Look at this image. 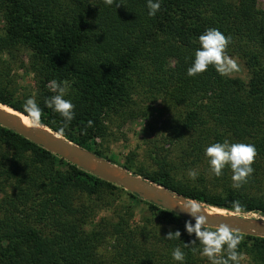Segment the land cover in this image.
<instances>
[{
    "label": "trees",
    "instance_id": "16d2710c",
    "mask_svg": "<svg viewBox=\"0 0 264 264\" xmlns=\"http://www.w3.org/2000/svg\"><path fill=\"white\" fill-rule=\"evenodd\" d=\"M115 2L121 5L0 0V104L27 116L23 105L34 97L42 125L59 133L64 118L45 100L55 94L50 81H66L75 115L61 136L118 164L97 140L113 134L110 123L146 116L158 102L166 141L182 143L181 151L195 158L226 139L254 144L253 175L235 189L226 166L221 191L211 192L200 181L178 179L154 142L152 170L119 165L214 209L264 217V194L251 192L264 180V9L256 0H162L149 16L147 0ZM208 28L231 35L228 53L243 62L245 79L221 76L213 66L187 74ZM19 70L31 74L33 89L19 91ZM89 120L93 126L82 134ZM233 200L242 213L233 210ZM186 221L0 125V264H180L171 255L177 246L186 253L184 264H211ZM176 230L180 239L164 238ZM242 235L244 264H264V237Z\"/></svg>",
    "mask_w": 264,
    "mask_h": 264
},
{
    "label": "clouds",
    "instance_id": "9594fccd",
    "mask_svg": "<svg viewBox=\"0 0 264 264\" xmlns=\"http://www.w3.org/2000/svg\"><path fill=\"white\" fill-rule=\"evenodd\" d=\"M108 6L115 3L116 7L121 4L116 3L115 0H104ZM162 0H147V7L149 9V16H155L161 9ZM200 47L195 51L194 61L188 68L187 74L189 76H196L207 71L209 66H213L217 73L221 76H231L233 73H238L240 64L238 57L230 56L228 47L232 43L231 35H225L218 28H208L203 34L199 36ZM49 87L54 95L45 100V105L53 109L61 117L64 118L63 127L59 129V134L63 135L65 128L74 119L75 105L70 99H66L68 93V84L58 83L52 80ZM24 112L27 114L28 125L31 128L39 129L42 127L43 109L39 106L34 97H30L23 105ZM93 121L89 120L86 127L82 130V134H87V128L93 126ZM205 155L209 158L210 171L216 177L223 175V170L226 166H230L232 170V187L235 189L241 188L246 184L255 169L253 164L258 156V150L254 144L235 142L230 143L227 139L223 143H213L206 147ZM199 173L196 169L188 171V177L195 180ZM180 207L194 218L195 223L191 220L185 222V229L189 235L195 234L196 240L202 245L200 254L207 257L211 264H244L247 257L244 253L239 251V245L242 243L244 237L236 229L229 227L226 224L212 226L207 222L204 215L205 210L201 204L192 199L185 198L178 201ZM232 208L237 213L244 211V206L238 200L231 202ZM207 214V213H206ZM181 232L179 230L169 231L166 237L167 240L180 239ZM196 240L191 243H185L184 247L196 244ZM193 253L197 251L195 247L191 249ZM172 258L175 261L184 264L186 253L177 246L172 250Z\"/></svg>",
    "mask_w": 264,
    "mask_h": 264
},
{
    "label": "water",
    "instance_id": "95a60500",
    "mask_svg": "<svg viewBox=\"0 0 264 264\" xmlns=\"http://www.w3.org/2000/svg\"><path fill=\"white\" fill-rule=\"evenodd\" d=\"M14 112L17 111L0 104V125L78 168L195 223L194 218L178 204V201L185 199L182 195L174 193L157 183L132 173L121 165L112 163L106 158L95 155L93 152L71 143L46 126L42 125L39 129L31 128L25 125ZM200 204L207 213H204V215L212 228L220 224H226L238 230L241 234L264 237V217L211 211L209 209L211 206Z\"/></svg>",
    "mask_w": 264,
    "mask_h": 264
},
{
    "label": "rangeland",
    "instance_id": "374dc122",
    "mask_svg": "<svg viewBox=\"0 0 264 264\" xmlns=\"http://www.w3.org/2000/svg\"><path fill=\"white\" fill-rule=\"evenodd\" d=\"M256 5L264 9V0H256ZM238 60L241 70L238 73H233L230 77L245 79L247 75L246 68L239 58ZM17 74L19 76V91L22 92V90H24L21 87H25L27 91L34 88L31 74L23 70L17 71ZM165 118L166 114L162 109V105L156 102L150 108L146 116L128 120L119 126H117L115 122L110 123L108 127L113 134L107 136L105 139H98L97 142L100 144L103 154L112 158L118 165L127 164L132 170L141 167L143 170L147 171L155 167L148 156L150 149L153 148L151 147L152 142H154L157 144V157L161 158V156H163L166 162H169V165L174 167L172 171L178 179L195 183L200 181L210 189L211 192L221 191L223 179L211 173L209 158L205 155V152L195 158V155H186L181 151L183 147L182 143H177L175 140L166 141L167 136H164L166 129L163 126ZM190 169H196L199 173L195 180L188 177V171ZM230 182L233 183L232 179ZM251 192L256 195L264 194V180L256 183L255 186L251 188ZM119 197L121 198L122 196ZM141 207H143V205L139 204L134 209L135 220H137L140 215ZM104 214H106V212H99L98 216Z\"/></svg>",
    "mask_w": 264,
    "mask_h": 264
},
{
    "label": "bare ground",
    "instance_id": "6f19581e",
    "mask_svg": "<svg viewBox=\"0 0 264 264\" xmlns=\"http://www.w3.org/2000/svg\"><path fill=\"white\" fill-rule=\"evenodd\" d=\"M14 113H16V115L20 118V120H21L25 125L29 126V125H28L27 116H24L22 113H18V112H14ZM209 209H210L211 211L224 212L223 210L214 209V208H212V207H209Z\"/></svg>",
    "mask_w": 264,
    "mask_h": 264
}]
</instances>
